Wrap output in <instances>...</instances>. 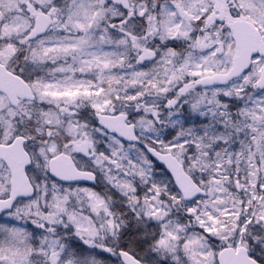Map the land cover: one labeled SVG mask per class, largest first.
I'll use <instances>...</instances> for the list:
<instances>
[{"label":"snow or ice","instance_id":"obj_1","mask_svg":"<svg viewBox=\"0 0 264 264\" xmlns=\"http://www.w3.org/2000/svg\"><path fill=\"white\" fill-rule=\"evenodd\" d=\"M0 264H264V0H0Z\"/></svg>","mask_w":264,"mask_h":264}]
</instances>
